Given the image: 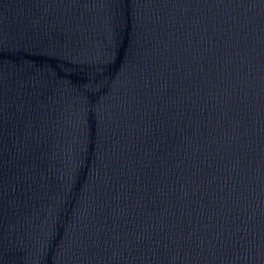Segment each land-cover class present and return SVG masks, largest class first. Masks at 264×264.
Masks as SVG:
<instances>
[{
    "label": "water",
    "instance_id": "95a60500",
    "mask_svg": "<svg viewBox=\"0 0 264 264\" xmlns=\"http://www.w3.org/2000/svg\"><path fill=\"white\" fill-rule=\"evenodd\" d=\"M0 264H264V0H0Z\"/></svg>",
    "mask_w": 264,
    "mask_h": 264
}]
</instances>
